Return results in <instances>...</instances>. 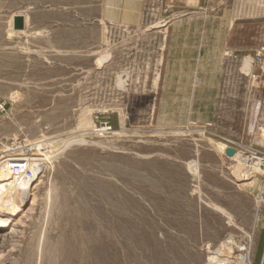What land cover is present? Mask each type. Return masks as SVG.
<instances>
[{
  "label": "rangeland",
  "instance_id": "1",
  "mask_svg": "<svg viewBox=\"0 0 264 264\" xmlns=\"http://www.w3.org/2000/svg\"><path fill=\"white\" fill-rule=\"evenodd\" d=\"M114 1L0 0V165L40 163L0 264H264V0Z\"/></svg>",
  "mask_w": 264,
  "mask_h": 264
},
{
  "label": "bare ground",
  "instance_id": "2",
  "mask_svg": "<svg viewBox=\"0 0 264 264\" xmlns=\"http://www.w3.org/2000/svg\"><path fill=\"white\" fill-rule=\"evenodd\" d=\"M106 58V56L100 57V63L104 62ZM244 64L247 71H249L252 67V59L245 58ZM230 158L241 161L243 155L236 151ZM8 159L9 163L0 165V230H10L12 232L16 225L15 217L24 211L27 205L30 206V209L34 205L33 190L37 185L35 182L38 179L40 163L35 162V159L23 158L17 152L15 154L10 153ZM260 168L264 169V166L256 168L258 172H262L264 177V170L260 171ZM246 248L244 250L247 251ZM244 254V260L241 261V264H245L247 261L248 255H246L247 253Z\"/></svg>",
  "mask_w": 264,
  "mask_h": 264
},
{
  "label": "crops",
  "instance_id": "3",
  "mask_svg": "<svg viewBox=\"0 0 264 264\" xmlns=\"http://www.w3.org/2000/svg\"><path fill=\"white\" fill-rule=\"evenodd\" d=\"M140 1L141 0H117V4L112 9L114 10V17H116L117 15V18L119 19V21L123 20L124 22L128 24L130 23L132 25L136 24V21L138 18L137 16L139 15V11H140V5H141ZM185 23H186L185 21L171 23L169 25L170 35L175 37L181 34L183 32L182 29L184 28ZM219 71L220 70L218 69V67L211 68L209 71L207 72L205 71V73L200 72L198 70H194V69H188L186 74L188 76L191 75L192 77H194V75L196 74L210 75V78L205 79L206 81L203 82V85H204L203 88L206 91L211 92L210 94V97H211L212 92L216 90L217 85H218V77L220 75ZM192 82L195 83L194 78H192ZM197 82H200V79H197Z\"/></svg>",
  "mask_w": 264,
  "mask_h": 264
},
{
  "label": "built area",
  "instance_id": "4",
  "mask_svg": "<svg viewBox=\"0 0 264 264\" xmlns=\"http://www.w3.org/2000/svg\"><path fill=\"white\" fill-rule=\"evenodd\" d=\"M252 63H254L256 66H258V69L260 70V74L264 76V45L260 46L254 54ZM259 104L264 106V88H263V94L262 98L259 100ZM237 150L235 149V152ZM250 157V158H249ZM245 157L244 161L248 164H251L254 162V160H258L259 158L257 156H249ZM253 159V161H252ZM259 206L264 205V191L260 194L259 200H258Z\"/></svg>",
  "mask_w": 264,
  "mask_h": 264
},
{
  "label": "water",
  "instance_id": "5",
  "mask_svg": "<svg viewBox=\"0 0 264 264\" xmlns=\"http://www.w3.org/2000/svg\"><path fill=\"white\" fill-rule=\"evenodd\" d=\"M13 28L15 30H21L24 28V17L23 16L18 15L14 17ZM225 153L228 156H232L235 153V149L232 147H227L225 149Z\"/></svg>",
  "mask_w": 264,
  "mask_h": 264
}]
</instances>
